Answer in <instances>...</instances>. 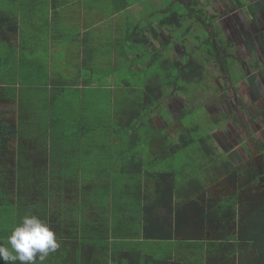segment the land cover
<instances>
[{
  "label": "trees",
  "instance_id": "1",
  "mask_svg": "<svg viewBox=\"0 0 264 264\" xmlns=\"http://www.w3.org/2000/svg\"><path fill=\"white\" fill-rule=\"evenodd\" d=\"M232 1L236 7L244 4L242 0ZM123 3L135 5L128 0ZM180 5L186 7L184 12L178 13L170 6L167 18L148 21L144 25L133 23L130 31H137L141 37L144 31L151 36L158 35V30L164 31L171 45L169 18L178 17L179 27L187 20L191 21L188 31L205 33L201 24L195 22L193 15L196 13L193 14L191 7L184 3ZM209 5L213 7L211 0H200L193 3V8L199 14L204 11L206 14ZM258 9L257 5H251L248 11L256 14ZM139 17H143L142 11ZM0 21L7 19L0 17ZM8 23L10 25L9 20ZM140 41L144 44L143 39ZM201 47H205L204 51L209 55L202 62L196 61L194 53L187 57L186 48L177 61L167 58L165 62L170 69L172 65L176 66V76H166L165 81L157 79L156 84L147 87L144 107L131 116L120 110V123L98 118L93 119L98 130H61L68 150L61 152L60 164L31 166L19 156L9 160L12 138L20 141L23 134L19 130H8L4 121L0 138L4 158L0 164V243H7L14 225L31 211L49 223L60 244L43 264H91L89 261L121 264L124 255L121 246L126 243L127 249L134 252L127 264H264L262 140H254L256 162L250 157L252 160L242 169L230 161L226 151L217 150L212 133L220 131L222 123L211 121L209 132L199 134L198 131L196 136V130H186L181 124L184 130L175 138L163 137L165 142L159 149L165 159L158 154L163 160L154 159L150 166L144 160V151L136 147L138 130L133 127L140 124L133 125V117L140 120V114L163 113L164 87L179 96V90L186 92L203 85L204 63L215 56V48L209 38ZM132 51L135 50L132 48ZM152 53L151 57L155 58ZM134 74L139 73L133 70L129 75ZM242 77L243 73L232 79L233 85ZM175 80L190 84L174 87ZM138 88L141 86H134V89ZM184 113L181 110L178 116L175 115L178 122ZM147 134L142 143L148 140L159 152L153 141L157 134ZM181 152L186 160L174 166L170 159ZM215 175L233 185L229 184L233 187L230 194L215 198L208 194L210 189L206 181L210 179L215 184L220 180L215 179ZM189 213L193 214L192 218ZM154 242H160L161 246H149ZM0 264L5 262L0 261Z\"/></svg>",
  "mask_w": 264,
  "mask_h": 264
},
{
  "label": "crops",
  "instance_id": "2",
  "mask_svg": "<svg viewBox=\"0 0 264 264\" xmlns=\"http://www.w3.org/2000/svg\"><path fill=\"white\" fill-rule=\"evenodd\" d=\"M251 1H243V11L254 6ZM136 11L140 7L123 0H0V17L7 19L0 21V138L4 121L24 136L12 138L9 160L60 164L68 150L61 130H98V118L120 123L119 112L126 110L114 94H123L126 75L143 72L147 61L135 46L143 39L144 50L154 53L164 44L159 30L142 37L130 31L133 23L146 22ZM121 247V264L130 263L134 252L128 243Z\"/></svg>",
  "mask_w": 264,
  "mask_h": 264
},
{
  "label": "rangeland",
  "instance_id": "3",
  "mask_svg": "<svg viewBox=\"0 0 264 264\" xmlns=\"http://www.w3.org/2000/svg\"><path fill=\"white\" fill-rule=\"evenodd\" d=\"M189 1L138 0L130 2L128 0L129 3L135 4L132 7H140L138 16H140L142 11V16L146 17L144 19L146 22H155V20L159 21L164 17L167 18L170 6H172L173 10H177L178 13L184 12L186 7H181L180 3L188 4L193 14L196 13V16L193 15L194 19L196 17L195 22L201 24L208 33L197 32V30L188 31L191 21L186 20L179 27L178 17L169 18L170 24L168 27L172 28L171 37L173 43L169 45L165 32H161L159 36H162L161 41L164 44L162 52L154 50L155 58L151 57L147 46L145 50L142 44L135 46L139 51L145 53L143 58L147 61L141 65V69L144 71L139 73V76H141L139 79L134 75H126L129 85L126 88H122L124 89L123 94H114L117 101L116 104L118 107L123 105V108L129 112V116L133 115L135 111L141 110L144 107V94L147 87L150 88L156 84L157 79L165 81L167 80L166 76L170 78L176 76V66L172 65L173 68L170 69L165 62L166 59L169 58L170 61H177V59L181 58L183 48H186L187 57H189V54L194 53L196 61H204L209 55L204 51L205 47H201V44L206 42L207 38H209L208 34L212 33L211 41L213 40L215 56H211L204 63L206 77L203 85L199 88H191L186 92L179 90V96H174L175 94L171 90L168 91L164 87L163 93L166 98H164L165 101L161 102L163 113H156L151 116H149L151 112L149 114L148 112L140 114V120H137L135 116L133 117L135 121L133 125L140 124L138 127H133L136 128L135 130H138L136 131L138 135L136 138L139 141L136 147L140 151L143 150L145 152H143V157L147 165H149L154 159L158 158V154L165 159L163 151L159 149L164 144L163 142H165V138L163 137L166 135L169 138H175L177 133L184 130V126L182 125H185L186 130H196L194 131V135L196 136L198 131L199 134L209 132L212 122L222 123V130L220 129V131L212 133L217 150L221 152L226 151V156L230 161L238 169H242L247 162L252 159L255 162L257 160L254 140L260 139L264 142V33L256 31L257 27L264 26V2L261 3L262 0H252L251 2H254V6L257 5L259 9L256 11V14H251L249 11L248 13L246 10L243 11L242 7H236L232 0H211L213 7L209 5L206 14L204 13L205 11H202L204 14L201 12L199 14L193 8L195 7L193 3H198L200 0H191L193 1L191 4ZM212 8L215 9L212 10ZM148 15L151 16L147 17ZM214 19H216V23H213ZM225 22L232 24L234 28H237L239 23L243 24V28L246 27V22L254 25V35H247L243 31L239 34L240 37H237L235 40L232 41L228 38L225 41L224 34H221L223 33V29L219 30L220 24L224 26ZM217 30L219 33L213 35ZM235 35L236 33H233L232 37L235 38ZM218 38L221 39V42L216 40ZM156 49H159L158 45ZM119 73L120 71L115 75ZM241 73H243L242 79L233 85L232 79H236ZM97 75L102 76L98 73ZM99 82L103 83L101 79ZM174 84V87H177L178 85L183 86L190 83L175 80ZM134 86H141V88L134 89ZM102 99L100 97L99 101ZM181 110L185 113L180 123L175 117L181 113ZM196 125L197 128L195 129L194 126ZM147 132L157 134L153 141H155V149L160 150L159 152L153 149L151 142L148 140L142 143L145 136L148 135ZM125 138H127V135ZM166 154L169 155L167 152ZM160 156L158 160L162 161L163 159ZM250 157H252L251 160ZM170 160L176 166L186 159L182 156L181 152L171 157ZM197 167L199 168V166ZM215 179L220 180L215 184L214 181L211 183L210 179L206 181V186L210 189L208 194L213 198L224 197L230 194L233 190V185L217 175H215ZM255 188H258V186ZM192 217L193 214L189 213V218ZM143 245L140 249H142ZM133 246L136 247L135 245ZM149 246L158 248L161 245L160 242H154L153 245L149 243ZM83 259L85 260V257Z\"/></svg>",
  "mask_w": 264,
  "mask_h": 264
},
{
  "label": "clouds",
  "instance_id": "4",
  "mask_svg": "<svg viewBox=\"0 0 264 264\" xmlns=\"http://www.w3.org/2000/svg\"><path fill=\"white\" fill-rule=\"evenodd\" d=\"M59 240L49 223L31 211L12 228L7 243H0V261L5 264H40L59 248Z\"/></svg>",
  "mask_w": 264,
  "mask_h": 264
},
{
  "label": "flooded vegetation",
  "instance_id": "5",
  "mask_svg": "<svg viewBox=\"0 0 264 264\" xmlns=\"http://www.w3.org/2000/svg\"><path fill=\"white\" fill-rule=\"evenodd\" d=\"M218 23H219V22H218ZM251 23H252V22H251ZM242 25H243V24L239 23V24H238V27H237V28H234V26H233L232 24H230V23H228V22H225V23H224V26L220 24V28H219V30H220V29H223V33H221V34H224V39H225V41H226L228 38H230L232 41L235 40L237 37H240L239 34L242 33L243 31H245V34H247V35H252V36L254 35V33H253V31L255 30V26H254V25H251V24H249V23H247V22H246V27H245V28H243ZM232 28H233V30H232ZM256 31H257V32H263V33H264V26L257 27V28H256ZM206 32H207V31H206ZM217 32L219 33L218 30H217ZM217 32H215L213 35H216ZM207 33H208V32H207ZM233 33H236L235 38L232 37V34H233ZM211 34H212V33H211ZM211 34H210V33L208 34L210 40H211ZM216 40L221 42V39H220V38H218V39H216ZM212 41H213V40H212ZM212 44H213V42H212ZM213 45H214V44H213ZM214 54H215V49H214ZM215 61H216V59H215ZM146 100H147V99H146Z\"/></svg>",
  "mask_w": 264,
  "mask_h": 264
}]
</instances>
